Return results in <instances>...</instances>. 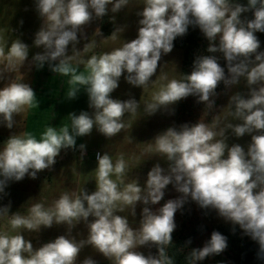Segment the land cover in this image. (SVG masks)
<instances>
[{"label": "clouds", "instance_id": "1", "mask_svg": "<svg viewBox=\"0 0 264 264\" xmlns=\"http://www.w3.org/2000/svg\"><path fill=\"white\" fill-rule=\"evenodd\" d=\"M34 3L41 25L32 46L42 51L33 54L31 61L30 46L19 37L9 40V30L0 29V125L8 129L19 126L27 113L40 105L21 72L26 64L29 71L47 64L56 76L67 77L65 98L76 99L83 90L93 111L69 113L67 123L47 125L39 139L28 131L11 134L0 147V194L9 181L26 176L35 179L39 172L52 169L62 150H77V138L91 135L94 129L107 140L131 131L133 121L140 117L141 101L143 116L161 110L174 112L173 106L189 96L197 97V103L205 107L196 123L171 126L150 141L135 143L142 145L138 154L126 157L118 152L114 158L108 151L97 153V166L91 171L94 191L85 186L65 190L51 204L43 199L31 203L25 213L10 214V203L0 206V264H98L90 256L79 260L88 246L110 264H176L175 256L169 254L174 247L175 214L189 200L202 209L214 210L233 226V232L238 226L257 243V259L264 261V51L256 35L264 33V0H247L246 5L237 0ZM130 6H142L136 12V38H121L126 26L115 27L108 37L97 27L92 37H87L85 28L93 20ZM250 11L253 18H242ZM110 20L115 23V15ZM190 26L199 28L207 39L208 53L222 54L227 73L216 55L197 56L190 74L170 76L163 70L169 63L161 66L162 57L173 50L176 38L185 36ZM81 39L87 41L82 50L77 48ZM109 41L121 43L110 51H96ZM122 76L142 89L139 101L112 97ZM242 80L247 93L235 92L227 105L214 113L213 98L219 85L223 83L230 90ZM229 131L237 138L250 135L247 148L238 143L230 146ZM124 139L134 143L131 135ZM78 149L82 159L86 145L81 143ZM153 157L164 160L167 167L157 162L141 185L139 177L130 174ZM168 185L180 193L179 197L153 210L151 206L160 203ZM138 203L143 205L141 218L133 227ZM82 222L87 236L77 239L73 229ZM54 225L66 226V233L39 247L24 235ZM191 243L187 240L184 247ZM141 247H155L157 253L145 255L139 251ZM227 247V237L213 231L203 247L184 255V264H198ZM177 252L182 253L183 248Z\"/></svg>", "mask_w": 264, "mask_h": 264}, {"label": "rangeland", "instance_id": "2", "mask_svg": "<svg viewBox=\"0 0 264 264\" xmlns=\"http://www.w3.org/2000/svg\"><path fill=\"white\" fill-rule=\"evenodd\" d=\"M237 2L241 3L243 1L237 0ZM139 10H142V6L126 7L116 14L109 12L102 20H93V22L85 28V33L87 37L91 38L95 29L99 27L103 36L108 37L115 27L126 26L121 38L125 40L134 39L137 36L139 20L136 12ZM112 15H115V23L110 20ZM244 17L251 19L253 18V14L251 11L243 13L242 18ZM21 21L23 22L22 24ZM40 25L41 20L35 10L34 0H0V29L9 30L6 33L9 40L19 37L24 43L30 46L29 61H31V56L33 54L42 51V49L32 46L34 35ZM10 29L14 30L13 33H11ZM193 30L201 36V42L199 46L193 47L188 58L184 56L185 50L177 48L175 44L173 50L162 57L160 64L163 66L165 63H169L164 66L163 70L167 71L170 76L176 75L178 77L179 73H182L185 59L193 65V61L197 56L206 55L204 47L205 44L208 45L207 39L203 36L199 28H193ZM256 35L260 40V50L264 51V33L257 32ZM96 39L99 41L101 37H96ZM85 42L87 41L81 39L77 48L82 50ZM120 43L121 41L115 43L109 41L106 45H101V47L97 48L96 51H110L112 48L120 46ZM69 54H71V47H69ZM214 55L219 57V63L225 68V72L227 73L226 61L223 59L222 54L215 53ZM173 64L176 66L177 71H174ZM21 72L25 74L26 82H28L36 92L40 105L38 108L29 111L30 115L28 122L24 123L22 129L20 127H14L12 134L18 133L19 131H28L35 134L37 139H39L40 133L44 131L47 125L59 127L62 123H67L66 117L69 113L75 112L78 115L80 111H93L88 107V97L83 90L78 94L76 99L69 100L65 98L68 87L66 83L67 77L56 76L55 74L48 76L44 69L37 70L34 66L29 71L27 64L21 69ZM153 79H155V77H153ZM0 87H2L1 84ZM216 91L217 96L213 98L215 100L213 112L219 113L222 107L227 105L229 97L232 94L237 91L246 94L248 89L245 87L244 81L242 80L239 85L233 86L230 90L226 89L225 85L221 83ZM141 95L142 89L127 83L123 76L119 81V87L112 93L114 99L121 100L134 98L139 101ZM204 107L205 105L203 103H197V97L189 96L173 106L174 112L171 110H161L152 116H143V101H141L140 117L133 121V128L131 131L122 132L112 140H107L95 129L89 136L78 137L77 150H62L57 157L59 161H56L52 169L39 172L35 179L26 176L21 181H9L5 188V192L0 194V196H2V199H0V206H6L10 203V214L16 211L25 213L27 207L31 203L43 199L46 204H51V202L58 198L60 193L65 190L72 191L85 186L89 192L94 191L95 182L91 181V171L97 166V153L103 154L108 151L114 158L118 152H124L126 157L131 156L133 153L138 154L142 145L138 147L135 143L150 141L155 135L171 126H176L178 128L184 123H196L200 119ZM207 120L208 122L211 121V115H209ZM128 135L133 137V144H128L124 139V137ZM228 136V143L230 146L234 143H238L246 149L247 145L251 142L250 135L237 138L229 131ZM81 143L86 145V152L82 159L78 149ZM157 162H159L162 167H167V163L164 160L153 157L144 161L139 168L133 170L130 174L131 177H139V181L141 185H143L146 181L148 171ZM179 195L180 193L176 192L172 185H168L165 190L164 198L159 204L152 205L151 207L155 210L161 207L168 199H175L179 197ZM142 208L143 205L138 203L136 207L137 215L134 218L135 222L133 223V227L138 226ZM126 214L127 213H122V215ZM129 220L132 221L133 218L129 216ZM175 222L177 227L173 235H176L177 239L181 241L183 249L186 250V252H189L192 248L203 247L204 243L209 240L211 233L215 230L214 228L218 225H231L229 222H225L220 218L214 210L202 209L191 200H189L181 210L176 212ZM2 223L3 222H0V224ZM65 233L66 226L54 225L51 228H42L38 233L25 232L24 235L31 240L34 247H39ZM78 233L80 235H77ZM73 235L76 236L77 239L87 236V229L83 222L73 229ZM189 239H191L192 243L184 247L185 242ZM139 251L143 252L145 255L149 254V252L153 255L157 253L155 247H141ZM89 256L98 263L110 264L107 259L95 252L90 246L85 247L81 251L79 260L83 261L84 258ZM212 257L213 256H210L198 262V264L209 263Z\"/></svg>", "mask_w": 264, "mask_h": 264}, {"label": "trees", "instance_id": "3", "mask_svg": "<svg viewBox=\"0 0 264 264\" xmlns=\"http://www.w3.org/2000/svg\"><path fill=\"white\" fill-rule=\"evenodd\" d=\"M200 42L201 36L194 32L193 27H189L187 34L183 37H177L174 44L177 48L184 49V56L188 58L193 47L199 46ZM207 46V44L205 47L203 46L206 55H214L206 51ZM191 70L192 64L185 59L182 73L190 74ZM232 228L233 226L228 224L218 225L214 228V231H219L227 237L228 247L220 255H214L211 262L203 264H264V261L257 259V243L250 237L243 235L238 226H236L235 232L232 231ZM173 244L174 247L169 249V254L175 256L176 264H184V255L187 252L184 249L182 253L177 252V249L183 248V245L176 235H173Z\"/></svg>", "mask_w": 264, "mask_h": 264}, {"label": "crops", "instance_id": "4", "mask_svg": "<svg viewBox=\"0 0 264 264\" xmlns=\"http://www.w3.org/2000/svg\"><path fill=\"white\" fill-rule=\"evenodd\" d=\"M15 33H16V32H15ZM43 69L45 70V72H46V74H47L48 76H52V75H54V73H52V72L49 70L47 64H45V66H44ZM1 85H2V84H1ZM29 115H30V112H28L27 115H26V117L23 118L22 123H21L19 126H14V127H20V128L22 129L24 123H25V122H28V120H29ZM16 119H17V121L19 122L21 118H20L19 116H17ZM14 127H13L12 129H8V128L5 127V126L0 125V147H2L3 142H4V141H5V140H6V139L12 134ZM64 151H67V150H64Z\"/></svg>", "mask_w": 264, "mask_h": 264}, {"label": "flooded vegetation", "instance_id": "5", "mask_svg": "<svg viewBox=\"0 0 264 264\" xmlns=\"http://www.w3.org/2000/svg\"><path fill=\"white\" fill-rule=\"evenodd\" d=\"M241 1H243V2H241V4H247V0H241ZM64 151V150H63ZM61 159V158H60ZM58 161H59V158L57 159Z\"/></svg>", "mask_w": 264, "mask_h": 264}]
</instances>
